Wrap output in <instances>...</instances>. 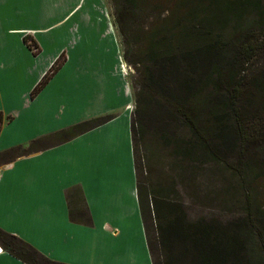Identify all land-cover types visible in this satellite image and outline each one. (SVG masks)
Masks as SVG:
<instances>
[{
    "label": "trees",
    "instance_id": "obj_1",
    "mask_svg": "<svg viewBox=\"0 0 264 264\" xmlns=\"http://www.w3.org/2000/svg\"><path fill=\"white\" fill-rule=\"evenodd\" d=\"M114 3L126 47L132 38L140 40L131 37L135 19L164 18V23H154L148 30L138 58L124 56L140 71L132 139L141 215L153 264H251L253 259L264 264V198L255 194V181H251L258 175L264 177V67H255L260 52L264 54V0ZM25 43L38 55L36 42L25 38ZM66 61L62 52L33 89L32 99ZM112 119L113 115L94 118L0 152V167L73 140ZM6 120L14 117L6 119L0 111V134ZM156 135L168 139L177 155L183 142L188 146L186 157L216 159L221 152L238 147L242 179L250 193L248 218L227 226L194 223L181 203L164 200L159 191L150 192L140 176L145 172V151ZM257 170L260 174L252 176ZM68 201L75 221L70 193ZM86 217L85 223L91 224ZM0 248L25 264H66L51 260L1 228Z\"/></svg>",
    "mask_w": 264,
    "mask_h": 264
},
{
    "label": "crops",
    "instance_id": "obj_2",
    "mask_svg": "<svg viewBox=\"0 0 264 264\" xmlns=\"http://www.w3.org/2000/svg\"><path fill=\"white\" fill-rule=\"evenodd\" d=\"M40 3L0 0V73L12 72L16 78L9 83L5 76V83L0 82V111L6 119L14 117L4 123L0 152L94 118L113 115L114 119L73 140L1 166L0 228L60 263L153 264L138 196L132 96L122 77L116 36L106 32L108 15L94 18L102 1ZM25 38L37 43L38 55ZM50 41L56 45L54 55L38 68ZM103 42L111 52L102 50ZM62 52H66V63L32 99L33 89ZM100 52V64L95 66L92 56ZM70 71L83 83L95 82L92 88L83 85L84 100L66 92L63 79ZM30 73L35 74L31 81ZM21 80L27 84L25 100L17 89ZM120 97L126 102L123 110ZM67 103H71L70 111ZM56 109L60 117L68 112L60 126L54 125ZM68 193L77 213L75 221ZM86 214L91 224L85 223ZM0 264L25 263L1 250Z\"/></svg>",
    "mask_w": 264,
    "mask_h": 264
},
{
    "label": "rangeland",
    "instance_id": "obj_3",
    "mask_svg": "<svg viewBox=\"0 0 264 264\" xmlns=\"http://www.w3.org/2000/svg\"><path fill=\"white\" fill-rule=\"evenodd\" d=\"M33 0H23L25 3H32ZM102 4L95 9V19L104 18L108 15L107 34L116 36L118 48L121 52L122 63L120 66L122 77L125 80L126 86L129 87L132 96L133 111L135 109V96L138 91L136 82L140 77L139 66L132 65L124 59L125 53L128 54L130 59L134 60L138 58L140 47H145V37L148 30L152 27V24L164 23L163 19H152L146 16H141L135 19V23L131 28L133 35L140 40L130 42L126 47L124 37L122 36L119 26L116 20V7L114 0H101ZM41 0H39V3ZM31 9V8H30ZM39 14L43 12L41 3L39 4ZM106 24L103 23V26ZM104 31V35L106 34ZM104 47L102 50L110 49ZM93 48H95L92 45ZM56 45L50 41L46 47V54L39 67L45 64L54 55ZM37 50V48H36ZM93 63L95 66H99L101 61V52L97 56L93 54ZM6 59V58H5ZM32 64V63H31ZM79 64V61L78 63ZM28 66L33 68L30 63ZM124 67V71L123 68ZM255 67H264V54L260 52L257 58V64ZM141 69V68H140ZM32 71V70H31ZM32 73V72H31ZM30 75V81L33 79ZM68 74L65 79L66 92L70 93L73 98L77 100H84V87L92 88L95 82L83 83V80L79 81L74 74ZM7 82L13 83L15 81V73H8L5 75ZM4 75L0 73V82L5 83ZM18 78V76H17ZM19 79V78H18ZM18 93L20 99L25 100L23 96L25 94V88L27 84L24 81H18ZM79 84L80 87H79ZM96 85V84H95ZM91 86V87H90ZM89 91V90H87ZM209 91L207 89L206 92ZM70 98V97H69ZM119 107L121 110L125 108L126 102L120 97ZM71 103L66 104L67 111H70ZM59 109L55 111V126L62 124L61 119L68 117V112L60 117ZM66 118L65 120H67ZM70 121V120H68ZM18 127H22L21 122H18ZM189 142V139L187 140ZM182 143V151L177 155L174 150L175 147L169 144L168 139H164L159 135H156L150 140L149 145L145 151V158L142 160L143 167L145 169L144 174H141L140 179L150 192H160L161 197L169 202L181 203L187 217L191 222H216L221 225L227 226L231 224H238L244 222L248 218L247 206L249 200V192L245 189L244 180L242 179V169L240 165V150L238 147L232 150H226L221 152L219 158H200L199 156L186 157L184 154L188 153V146ZM259 170V169H258ZM256 171L252 176L260 174V171ZM254 182L255 194H260L264 198V177L259 175L256 178H252ZM2 249L0 248V251ZM251 264H257V261L253 259Z\"/></svg>",
    "mask_w": 264,
    "mask_h": 264
},
{
    "label": "built area",
    "instance_id": "obj_4",
    "mask_svg": "<svg viewBox=\"0 0 264 264\" xmlns=\"http://www.w3.org/2000/svg\"><path fill=\"white\" fill-rule=\"evenodd\" d=\"M123 68V71H124V67H122Z\"/></svg>",
    "mask_w": 264,
    "mask_h": 264
}]
</instances>
